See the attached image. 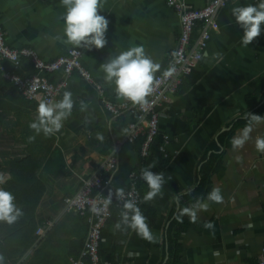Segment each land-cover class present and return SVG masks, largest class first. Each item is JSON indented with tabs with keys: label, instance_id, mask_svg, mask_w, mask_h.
Segmentation results:
<instances>
[{
	"label": "crops",
	"instance_id": "0c3cea01",
	"mask_svg": "<svg viewBox=\"0 0 264 264\" xmlns=\"http://www.w3.org/2000/svg\"><path fill=\"white\" fill-rule=\"evenodd\" d=\"M183 1L188 8L199 9L210 0ZM259 3L235 0L217 12V28L210 32L201 59L188 67L176 93L162 104L158 133L148 155L141 158L139 139L129 141L127 136L128 126L138 121L137 115L125 112L113 116L104 108L95 85L102 88L106 101L127 102L116 96L113 84L105 82L101 65L133 46L142 45L160 64L156 75L162 71L180 30L179 17L167 6V0H104L98 14L109 21L107 44L91 50L65 43L62 17L66 9L61 0H0V26L7 46L31 48L46 61L68 49H78L81 64L93 80L87 83L76 73L66 78L62 72L47 74L51 82L66 80L59 99L70 91L74 107L62 129L45 136L29 128L36 119L38 102L23 99L0 78V172L9 174V160L27 155H34L38 164L33 185L38 199L33 233L37 237L20 258L6 264H70L78 256L87 222L66 211L63 198L75 194L82 181L102 169L111 154L116 162L103 171V178L115 190H126L129 173L149 165H155L149 169L153 173H164L165 184L162 197L148 202L143 199L149 190L146 182L142 179L138 184L139 208L154 242L131 230L115 229L121 218L113 211L101 235L102 264H165L167 228L180 207V198L198 185L201 165L212 154L219 155V162L201 201L209 208L198 212L197 222L180 234V262L255 264L264 244V153L256 150L255 140L264 137V122H239L260 107L255 115L264 116V24L261 34L244 47L243 31L231 9ZM198 33L199 24L192 32V41ZM215 53H222L223 59L215 58ZM2 66L7 72L33 74L28 62L15 68L4 61ZM81 101L87 105L84 111L80 110ZM248 123L253 128L250 139L242 148H233L231 139ZM98 133L104 135L103 141L96 138ZM30 136L35 139L30 141ZM214 187L221 189L223 203L207 200ZM209 221L214 224L212 230L204 227ZM48 222L51 227L38 234ZM24 241L17 239L15 243L21 248L27 243Z\"/></svg>",
	"mask_w": 264,
	"mask_h": 264
},
{
	"label": "built area",
	"instance_id": "2783aa9c",
	"mask_svg": "<svg viewBox=\"0 0 264 264\" xmlns=\"http://www.w3.org/2000/svg\"><path fill=\"white\" fill-rule=\"evenodd\" d=\"M235 0H210L199 9H190L183 0H167V6L172 8L179 17V35L175 47L169 53L168 61L162 71L156 76L159 83L154 92L147 98L148 103L141 108L129 102L111 103L104 99L102 88L95 85L98 97L102 99L104 108L113 116H120L125 112L135 113L138 121L128 126V140L139 139V154L141 158L148 155L150 145L158 133V117L162 104L169 101L181 84L182 77L188 67L198 62L210 38V32L216 30L215 17L217 12L229 2ZM261 2V0H254ZM199 24V33L192 41L191 35L195 26ZM4 32L0 26V78L8 81L17 92L29 101L39 102L42 99L58 102L62 91L66 87V80L51 82L47 74L62 72L66 77L76 73L87 83H93L89 72L81 64V51L75 48L68 49L56 59L46 61L41 59L31 48H10L4 40ZM9 62L15 68L22 62H28L33 70L31 75H21L17 72H7L2 62ZM174 69L171 76L165 77L163 73ZM163 152V147L160 146ZM116 158L111 154L100 170L82 181L79 190L72 196L63 198L66 211H72L83 217L87 222L86 234L82 248L77 257L70 264H102L100 257L101 235L107 220L113 211H122V201L115 196V189L103 178V171L114 166ZM142 180L141 170L131 171L128 175V188L125 190L126 198L132 199L137 205L141 202V193L138 184ZM112 192V203L105 207L104 199ZM95 209V211H93ZM121 218V216H120ZM48 222L38 229V234L51 227ZM255 264H264V244L259 251Z\"/></svg>",
	"mask_w": 264,
	"mask_h": 264
},
{
	"label": "clouds",
	"instance_id": "9594fccd",
	"mask_svg": "<svg viewBox=\"0 0 264 264\" xmlns=\"http://www.w3.org/2000/svg\"><path fill=\"white\" fill-rule=\"evenodd\" d=\"M66 12L63 15L65 43L74 45L76 48L91 50L101 49L107 44L105 34L109 21L98 14L103 9L104 0H61ZM231 14L236 23L243 31L241 44L244 47L250 45L255 38L261 34V25L264 24V0L258 5L249 4L247 6H237L231 9ZM218 60L223 59L222 53H215ZM104 72V80L114 85V91L118 98L129 102L133 106L143 108L147 103V98L154 92L159 83L156 73L160 71V64L154 62L146 52L144 47L133 46L121 52L114 58L108 59L101 65ZM174 69L166 70L163 75L171 76ZM74 107L72 93L65 91L62 99L58 102H51L42 99L37 105L36 119L29 124V128L38 135L41 132L45 136H52L63 127V122L68 119ZM87 105L81 101L80 110L84 111ZM250 120L256 124L264 122V116L249 114ZM252 123L245 125L240 134L231 139L233 148H242L250 139ZM98 140L103 141L104 135L97 134ZM35 136H30L29 140H34ZM255 148L258 152L264 153V137H257ZM155 165H149L141 170V178L146 182L148 191L144 196V202L162 197L163 185L165 184L164 173H153L149 169ZM11 179L10 174L0 172V184ZM113 193L110 191L104 199L107 207L112 203ZM115 196L122 201L121 219L114 225L117 230H131L141 239L149 243L154 242V235L149 227L147 218L141 209L132 199L126 198L127 194L123 188L115 190ZM223 195L219 187H214L207 195V200L214 203H223ZM208 203L197 200L191 206L181 209L176 219L183 222V217L187 216L190 223H196L198 212L207 211ZM95 211V209H93ZM23 212L14 203V196L9 191L0 187V222L11 225L15 223ZM206 229H214L212 222H205ZM0 264H5V257L0 254Z\"/></svg>",
	"mask_w": 264,
	"mask_h": 264
},
{
	"label": "trees",
	"instance_id": "16d2710c",
	"mask_svg": "<svg viewBox=\"0 0 264 264\" xmlns=\"http://www.w3.org/2000/svg\"><path fill=\"white\" fill-rule=\"evenodd\" d=\"M4 82L17 92L16 88L8 81L4 80ZM17 94L19 93L17 92ZM260 109L261 107L252 114L255 115ZM249 119L250 116L245 119L244 122L240 121L239 123L248 122ZM227 135H229V133H227ZM223 137L224 134H222L220 141ZM218 157L219 155L212 154L209 159L201 165L199 171L200 181L198 185L191 192L180 198V207L174 219L170 222L166 232L164 245H166L165 252L168 255V259L165 264H182L180 262L181 248L179 244V236L192 223L189 222L187 216L182 218L183 222H179L176 217L184 207L191 206L197 200H203L210 187V176L212 175L213 170H215L214 167H216L219 162ZM37 165L36 157L34 155H27L19 160H9V174L11 175V179H7L1 187L12 193L14 196V203L21 208L23 215L11 225L6 222H0V231H2L0 232V254L4 255L5 264L7 263V260H12L14 262L16 259L20 258L22 254L31 247L36 238L33 233L36 231L37 227L35 211L38 199L36 200V188L33 187V185H36ZM17 239H25L27 243L24 241L26 244H24L23 247H17L15 243V240Z\"/></svg>",
	"mask_w": 264,
	"mask_h": 264
},
{
	"label": "bare ground",
	"instance_id": "6f19581e",
	"mask_svg": "<svg viewBox=\"0 0 264 264\" xmlns=\"http://www.w3.org/2000/svg\"><path fill=\"white\" fill-rule=\"evenodd\" d=\"M104 161H105V160H104ZM102 164H103V163H102ZM114 189H115V188H114ZM44 221H45V220H44ZM52 221H53V220H52ZM52 221L50 220V222H52ZM81 222H82V221H81ZM40 224H41V223H40ZM40 224H39V225H40ZM30 236H31V235H30ZM35 236H36V235H35ZM36 237H37V236H36ZM41 239H42V238H41ZM33 240H34V239H33ZM38 240H39V239H38ZM39 242H40V241H39ZM39 242H38V243H39ZM31 243H32V242H31ZM82 245H83V244H82ZM81 248H82V247H81Z\"/></svg>",
	"mask_w": 264,
	"mask_h": 264
}]
</instances>
